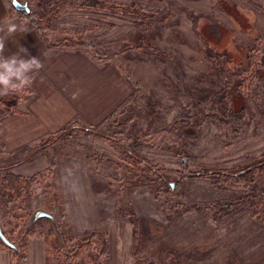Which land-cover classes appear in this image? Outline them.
Returning a JSON list of instances; mask_svg holds the SVG:
<instances>
[{"label": "rangeland", "instance_id": "rangeland-1", "mask_svg": "<svg viewBox=\"0 0 264 264\" xmlns=\"http://www.w3.org/2000/svg\"><path fill=\"white\" fill-rule=\"evenodd\" d=\"M7 1L12 8L11 0ZM108 1L136 5L156 18L171 7L175 15L168 22L156 23L150 31L144 18L124 9L58 4L47 28L50 38L61 43L54 46L46 44L31 27L50 48H80L97 59L98 67L118 69L129 83L124 99L136 89L127 70L138 83L139 92L132 103L115 119L109 118L110 113L98 123L74 121L55 132L92 126L112 135L111 141L79 131L45 149L54 157L50 165L54 166L55 157L72 158L68 172L84 175L82 185L64 191L68 204L74 198L84 199L92 213L101 216L106 229L124 221L131 225L114 216V203L120 196L121 213H132L144 227L138 242L131 241V247H142L135 256L111 245L108 256L100 257L102 264H264L261 204L243 203L218 221L208 210L190 206L233 199L243 192L242 186L190 177L181 181L177 193L156 198L149 185H132L130 177L136 166L123 149L130 146L138 156L160 167L187 171L197 167L236 170L264 158V0ZM29 5L35 9L36 1L29 0ZM189 11L195 14L193 19ZM232 71L238 75L232 77ZM28 92L0 98V122L3 115L19 112V107L9 102ZM170 138L184 150L182 154L167 147ZM32 145L27 149L34 150ZM28 152L22 149L15 160L24 159ZM55 190L53 185V195ZM167 198L183 205L163 210L161 202ZM55 200L52 211L62 229L68 230L62 197ZM10 203H2L0 225L8 238L17 241L25 225L30 226L28 210L34 202L23 198ZM42 221L38 230L48 226Z\"/></svg>", "mask_w": 264, "mask_h": 264}, {"label": "crops", "instance_id": "crops-1", "mask_svg": "<svg viewBox=\"0 0 264 264\" xmlns=\"http://www.w3.org/2000/svg\"><path fill=\"white\" fill-rule=\"evenodd\" d=\"M5 19H11L28 32L16 33L9 37L5 42L4 55L10 56L23 47L27 49L28 54L24 58L34 56L43 62L42 69L31 74L29 84L31 92L26 93L22 99H12L13 101L9 102L18 106L19 112L3 115L0 122V172L9 170L31 175L46 170L50 165V158L43 153L26 162L23 159L15 160L17 158L14 157L22 153V149L52 136L71 122L83 121L91 124L100 122L114 110L121 99H124L130 88L126 77L118 69L114 70L113 67L109 70L104 65L98 67L97 59L88 51L65 46L48 47L36 29L27 27L21 21L7 0H0V22ZM12 159L13 161H10ZM59 160L64 161V165L62 162L59 163ZM54 161V174L49 186L52 188L54 185L58 197L51 193L49 187L39 185L36 193L24 198L34 202L28 210L29 213L35 208L52 211V207H55V198L62 197V205L70 227L67 231L84 233L103 229L108 233V251L112 245V249L114 247L117 250L122 249L125 254L128 251L129 256L133 257L131 222H129L131 225L124 221L118 227L112 225L106 229L102 225L104 221L101 220V216L96 212L92 213L84 199L74 198L71 199L72 204H68L70 200L66 199L64 191L68 186L71 192V187L82 185L84 175L82 172H68L69 164L74 161L72 158L55 157ZM49 201L53 204H49ZM0 209H4L1 202ZM0 224L2 225V220ZM114 234L117 236H113ZM26 252L27 264H47V247L43 236L39 234L27 236ZM10 259V252L0 247V264H10Z\"/></svg>", "mask_w": 264, "mask_h": 264}, {"label": "trees", "instance_id": "trees-1", "mask_svg": "<svg viewBox=\"0 0 264 264\" xmlns=\"http://www.w3.org/2000/svg\"><path fill=\"white\" fill-rule=\"evenodd\" d=\"M36 8L32 9L30 13L25 11H17L21 20L30 27H35L42 35L44 41L49 46L60 45L59 41H53L49 34L47 33V28L50 26L49 21L54 15V10L58 8L59 5H64L68 7H73L79 5L80 3H88V5L94 6L95 8H114L115 10L124 9L126 12L138 15L144 18L147 29L153 30L156 23L168 22L169 18L175 15V11L168 8L165 15L156 18L153 13H147L140 9L136 5H123L117 2H111L108 0H35ZM29 4V0L27 1ZM30 6V5H29ZM59 9V8H58ZM59 11H57L58 13ZM56 13V12H55ZM191 15L193 19L195 15L189 11L187 13ZM48 21V23H47ZM79 44H84L83 42ZM254 48H248L249 52ZM204 58L209 61V57L203 54ZM211 62V61H210ZM238 75L232 71V77ZM126 76L134 82L136 87L135 91L124 99L120 105L117 106L110 114L111 119H115L123 113V110L127 105H130L133 101L136 92H139L138 83H136L134 77L129 70L126 71ZM30 91L29 87L26 86L22 90H18L13 93V95H21L23 92ZM1 104V103H0ZM5 111H3L4 113ZM6 113V112H5ZM121 125V123H119ZM81 129V130H80ZM79 131L84 132L87 135H95L101 139L111 141L112 135L104 133L93 129L92 126L88 127H78L71 126L64 128L59 133L46 138L43 143L33 144L34 150H29L28 156H26L23 161L26 162L32 159L37 153L48 154L51 162L53 161L52 153L45 150L47 147L53 146V144L77 134ZM31 147V146H30ZM167 147L176 154H182L184 150L178 148V144L175 139H169ZM44 148V151H41ZM124 149V153L134 162L135 174L131 176L132 185H142L147 184L150 186L154 196L159 198L160 195H166L175 192L181 188V181L190 177H206L212 180L215 184H226L229 186H242L243 192L237 195L233 199L228 200H213L205 201L200 204H193L196 210H208L211 213L212 218L215 221L221 220L228 213L238 208L243 203L246 205H256L261 204L262 212L264 213V158L259 161L253 162L246 166H239L236 170H231L229 168H214V167H197L187 171L184 169L176 168H166L160 167L153 161L146 159L145 157L138 156L130 146ZM40 150V151H39ZM39 153V154H40ZM142 166V167H141ZM53 178V163L44 171H38L31 175H23L11 172L9 170L0 173V202L8 204L12 199L21 200L26 196L33 195L38 185H43L45 187L49 186V181ZM175 190L173 191V189ZM120 194V193H119ZM120 196L114 203V215L116 217H121L131 222L133 239L138 242L140 232H143V225L140 221L135 219L134 215L130 212H122L119 209ZM183 205L180 202H173L170 198L161 202V207L163 210L169 211L175 208H179ZM189 205L184 206L187 208ZM183 207V206H182ZM32 213V211H31ZM30 213V214H31ZM30 216V215H29ZM44 220L48 226L41 227L38 230V226ZM57 220V219H56ZM60 234L57 233L51 221L47 218H41L33 225H25L23 231L19 234V240L14 241L9 238L16 248H11L7 246L0 239V247L10 251L11 259L10 264H27V252H26V239L27 236H32L39 234L44 237L46 247H47V264H102L100 257L107 255L108 253V233L103 229H94L84 233H73L71 231L63 230L61 223L57 220ZM4 232V231H3ZM6 235V233L4 232ZM142 249L141 245H133L132 254L136 255L138 251Z\"/></svg>", "mask_w": 264, "mask_h": 264}, {"label": "clouds", "instance_id": "clouds-1", "mask_svg": "<svg viewBox=\"0 0 264 264\" xmlns=\"http://www.w3.org/2000/svg\"><path fill=\"white\" fill-rule=\"evenodd\" d=\"M28 32L11 19L0 22V97L22 90L31 83V74L43 67V62L34 56H27V49L20 47L17 53L5 56V42L16 33ZM23 54V55H22ZM44 55V53H43Z\"/></svg>", "mask_w": 264, "mask_h": 264}, {"label": "water", "instance_id": "water-1", "mask_svg": "<svg viewBox=\"0 0 264 264\" xmlns=\"http://www.w3.org/2000/svg\"><path fill=\"white\" fill-rule=\"evenodd\" d=\"M11 4L14 7L15 10L17 11H25L27 13L31 12V8L27 2V0H24L23 2L20 0H11ZM41 218H47L51 221L53 224L55 230L57 231L58 234H60L59 226L56 220L55 214L47 210L45 208H36L35 210L32 211V213L29 216L28 223L29 225L34 224ZM0 239L9 247L11 248H16V244H14L3 232L1 225H0Z\"/></svg>", "mask_w": 264, "mask_h": 264}]
</instances>
